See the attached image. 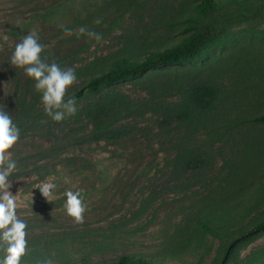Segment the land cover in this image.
Listing matches in <instances>:
<instances>
[{"label":"rangeland","instance_id":"rangeland-1","mask_svg":"<svg viewBox=\"0 0 264 264\" xmlns=\"http://www.w3.org/2000/svg\"><path fill=\"white\" fill-rule=\"evenodd\" d=\"M60 1L0 0V104L7 106L14 122L23 117L18 99L36 94L33 80L21 67L10 64L17 34L34 31L44 46L42 56L49 62L55 60L62 68H76L116 53L130 44L133 37L145 35L150 30L146 26L158 21L162 13L156 0L134 5L124 26L97 42L87 35L90 29L84 33L79 31L80 26L68 33L64 29L75 23V17L98 10V4L103 9L107 7L108 13L113 0H74L69 10L53 18L56 24H44L40 15ZM177 5L174 2L171 7ZM238 5L235 2L227 10H235ZM230 32L238 39L237 53L244 57L248 52L252 62L255 61L249 68L251 71L245 74L240 67L243 60L228 57L214 63L190 62L180 68L146 72L112 87L131 102L127 116H120L117 108L108 109L102 118L86 112L76 116L78 110H85L88 105L85 103L79 104L76 113L62 121L41 120L34 129L20 128V138L9 150L11 158L17 160V169L9 182L10 191L20 194L17 213L27 222V243L39 242L35 240L56 233L71 239L68 253L63 257L55 258L56 253L47 250L38 253L36 261L25 258L23 264H39L44 259H51L53 264H113L121 254L162 258L167 248H174L171 244L175 242V234L187 224L190 212L200 206L208 183L212 179L217 181L215 175L234 143L230 133L225 142L215 143L209 150L206 168L198 176L196 169L185 173L177 168L173 162L176 145L182 133L191 129V126L187 128L186 120L193 115V108L195 112L201 111V105H209L221 93L229 91L231 99L222 98L213 114L223 112L234 118L237 99L233 93H242L241 87L250 85L245 90L249 96L257 100L264 98V14L235 22ZM73 34H80L83 40H71ZM85 42L91 45L75 56L74 49ZM231 49L228 45L223 53ZM222 51L218 46L214 49V53ZM105 124H108L106 129ZM263 130L248 131L260 134ZM205 136L204 129L201 138ZM64 177L70 182L65 183ZM187 178V185H193L192 188L182 191L172 188L184 185ZM46 181L57 184L49 200L36 188ZM68 188L79 190L84 198L87 207L81 222L64 208L63 193ZM151 196L156 198L145 214L131 221ZM206 245L196 248L192 244L177 257L168 254L162 264H219L225 243L208 235ZM263 246L264 233L240 249L239 258Z\"/></svg>","mask_w":264,"mask_h":264},{"label":"trees","instance_id":"trees-1","mask_svg":"<svg viewBox=\"0 0 264 264\" xmlns=\"http://www.w3.org/2000/svg\"><path fill=\"white\" fill-rule=\"evenodd\" d=\"M73 1L61 0L53 4L40 15V20L44 24H56L53 18H57L64 10H69ZM156 1L161 6L162 13L158 21L146 26V29H150L147 30L148 33L140 38L133 37L130 44L116 53L74 68L77 76L74 82L78 83L67 89L66 96L76 97L77 108L79 104H88L84 107L85 110H78L76 116H82L86 112L102 118L108 109L115 108L121 112L120 116H127L131 112V102L112 90V87L146 72L180 68L190 62L214 63L226 57L243 60L240 66L243 74L251 71L249 68L255 61L252 62L248 52L244 57L237 53L238 39L231 34L230 29L235 22L264 14V0H243L241 6L238 5L239 0ZM145 2L146 0H113V4L110 3L112 9L108 13L107 7L103 9L102 5L96 3L98 10L89 11L84 17H75V23L68 25L67 29L80 26L100 33L101 38L108 36L124 26L134 5H143ZM174 2L178 5L171 7ZM235 2L238 7L228 11L227 7ZM97 18L100 19L99 24L94 23ZM80 38L82 39L80 34L71 36V40ZM90 45L85 42L74 49L75 56L81 55ZM228 45L232 49L223 53ZM217 46L223 51L214 53ZM249 87L250 85L241 87L242 93H233L237 99L234 118H229L223 112L213 114L222 98L231 99L227 91L217 97L219 101L216 99L209 105H201V111L195 112L193 108V115L186 120L187 128L191 126V129L182 133L173 159L175 166L185 173L196 169L198 176L200 170L206 168L209 150L215 143L225 142L229 138L228 133L234 143L231 153L224 157L223 164L215 175L217 181L213 182L212 179L208 183L207 194L201 197L200 206H194L197 208L186 217L187 224L175 234V242L171 244L174 248H167L166 256L163 255L162 258L134 253L121 254L113 264H162L167 261L168 254L177 257L192 244L196 248L206 245L208 235L226 245L219 264H264V246L243 259L238 255L240 249L264 233V130L260 134L248 131L250 128L264 129V98L257 100L249 96L245 92ZM40 95L36 91L33 97L18 99L23 117L16 119L15 123L24 131L36 128L41 120L51 119L43 110ZM94 98L97 99L96 102ZM103 128H108V124L103 125ZM204 129L206 136L201 138V131ZM209 138L211 142H208ZM187 184L188 178L184 185L177 184L172 188H181L178 191L192 188L193 185ZM155 198L156 196H151L144 201L131 221L143 216ZM80 239L81 237L77 241ZM70 240L68 235L56 233L35 240L39 242L27 243L21 264L25 258L36 261L37 254L47 250L49 253H56L55 258L63 257L68 253L67 244ZM208 250L209 245H206V251Z\"/></svg>","mask_w":264,"mask_h":264},{"label":"clouds","instance_id":"clouds-1","mask_svg":"<svg viewBox=\"0 0 264 264\" xmlns=\"http://www.w3.org/2000/svg\"><path fill=\"white\" fill-rule=\"evenodd\" d=\"M94 23L99 24L97 18ZM66 33L70 29L65 28ZM84 33L85 28L79 29ZM89 37L97 42L101 34L87 31ZM18 42L10 56V64L21 67L24 73L33 80L34 87L40 95L44 112L54 121H62L77 111L76 97L66 96L67 89L77 79L73 67H61L55 60L49 62L42 56L44 46L39 42L34 31L27 34H17ZM20 138V128L7 111V106L0 104V264H21V258L26 252L27 222L17 213L19 192L10 191V175L17 169V160L11 158L10 149ZM64 182L69 183L68 177ZM47 200L53 197L57 188L55 182H41L38 187ZM64 208L68 215L77 222L83 220L86 204L79 190L65 189ZM39 264H53L51 259H44Z\"/></svg>","mask_w":264,"mask_h":264}]
</instances>
